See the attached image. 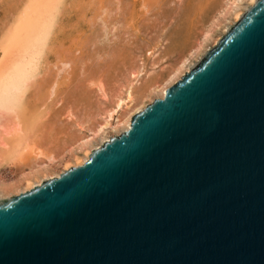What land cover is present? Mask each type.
Returning <instances> with one entry per match:
<instances>
[{"label": "water", "instance_id": "1", "mask_svg": "<svg viewBox=\"0 0 264 264\" xmlns=\"http://www.w3.org/2000/svg\"><path fill=\"white\" fill-rule=\"evenodd\" d=\"M0 264H264V0L86 162L0 200Z\"/></svg>", "mask_w": 264, "mask_h": 264}, {"label": "rangeland", "instance_id": "2", "mask_svg": "<svg viewBox=\"0 0 264 264\" xmlns=\"http://www.w3.org/2000/svg\"><path fill=\"white\" fill-rule=\"evenodd\" d=\"M35 1L0 0V63L9 35ZM226 1L60 0L41 74L27 97L28 148L11 172L34 166L37 150L60 155L61 163L68 159L82 136L79 130L96 125L115 105L130 74L141 72L135 90L165 78ZM9 122L13 133L15 121Z\"/></svg>", "mask_w": 264, "mask_h": 264}, {"label": "bare ground", "instance_id": "3", "mask_svg": "<svg viewBox=\"0 0 264 264\" xmlns=\"http://www.w3.org/2000/svg\"><path fill=\"white\" fill-rule=\"evenodd\" d=\"M254 2L255 0H227L225 6L221 7L222 10L217 11L219 13L215 15L209 28L201 32L200 39L184 53L165 78L135 90L141 72L131 73L125 91L118 96L115 105L104 110L96 125L87 130L84 128L85 131L79 130L82 136L78 138L76 147L71 148L68 159L66 157L61 163L57 157L60 155L55 156L52 152L47 155L46 152L35 150L36 158L33 160L38 161L33 163L34 166L13 173L12 166L16 168V165H20L17 162L23 159L28 148L30 127L23 122L27 97L30 89L36 87L41 74L60 0H37L32 2L31 7L28 5L30 8L23 12L24 17L8 37L5 44L7 55L0 63V200L26 192L40 185L43 180L59 177L70 167L82 165L88 160L92 150L99 148L110 137L128 130L132 117L154 99H162L167 88L180 80ZM220 28L224 29V33L216 37L215 32ZM211 40L213 44H209ZM151 55L154 58L156 53ZM11 119L15 121L13 133L7 130L10 129L8 125ZM2 171L9 173L4 175Z\"/></svg>", "mask_w": 264, "mask_h": 264}]
</instances>
